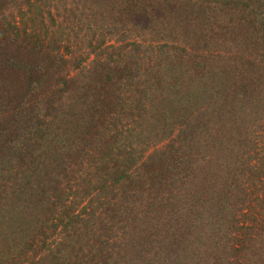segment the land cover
<instances>
[{
	"label": "trees",
	"instance_id": "obj_1",
	"mask_svg": "<svg viewBox=\"0 0 264 264\" xmlns=\"http://www.w3.org/2000/svg\"><path fill=\"white\" fill-rule=\"evenodd\" d=\"M10 1L0 0V19ZM59 1L60 22L73 30L71 44L81 38L85 53L68 44L71 53L62 52L66 27L48 30L36 9L38 27L33 17L21 26L0 21V264H182L178 254L191 258L195 249L175 250V241L152 252L150 228L166 208L183 206L197 215L202 203L209 209L203 215L217 222L240 199L237 178L226 161L210 158V149L213 138L231 130L232 112L242 109L237 117L246 127L263 105L264 75L247 68L262 67L257 56L264 62V22L255 36H245L241 26L264 21V0H218L226 5L220 19L231 9L243 13L232 25L241 28L243 45L251 38L247 53L254 58L210 52L208 3L191 8L180 1L171 9L170 0L161 11L170 14L152 22L156 0ZM242 1L253 9L242 10ZM143 17L146 39L125 41L128 52L108 54L120 46L106 37L137 36L123 27L128 18ZM224 88L236 97L214 102L212 91L223 96ZM210 112L220 129L215 135ZM244 140L238 158L247 155L242 179L248 176L249 185L263 162L250 163L255 156ZM201 231L204 242L211 241L200 243L199 255L184 264H246L232 237L220 241L219 230L207 223Z\"/></svg>",
	"mask_w": 264,
	"mask_h": 264
},
{
	"label": "rangeland",
	"instance_id": "obj_2",
	"mask_svg": "<svg viewBox=\"0 0 264 264\" xmlns=\"http://www.w3.org/2000/svg\"><path fill=\"white\" fill-rule=\"evenodd\" d=\"M39 1V0H38ZM41 1V6L36 7L34 0H30L31 4L33 5H28L26 0H15V1H10L4 7L2 8L4 10V17L0 19V21L6 22L7 18L10 21H13V23L21 26L22 25V19L26 20V24L29 25L32 21H29V18L32 19L34 18V21L37 23H34L36 27L41 25L42 23H39L40 19H36L35 16H37V11L41 12L43 14L44 18L46 19L44 21V24L48 30H51L55 28L56 26H65V34L66 37L62 40L60 43V49L62 52L65 54L71 53L65 51L66 48L64 45L68 44L74 49L73 51H76V49H80V52L85 53L86 49L84 48V43L81 40V38H76L74 39V43H72V34L74 33L71 28L66 26L65 24L62 25L60 21H62V4L60 3L59 0H40ZM45 3L43 4V2ZM157 5L151 7L153 13L150 15V19L152 22L155 21V17L161 13L165 16H167L170 13L166 12H161L168 2L170 0H156ZM180 1H189L190 2V7L193 8H199L200 6H203L204 4L208 3L209 10H208V16H209V22L211 23L212 30H211V35L209 37L210 40V52L212 54L216 55L219 54V58L221 56L226 57V53L229 51L234 52H240L243 53L244 55L254 58L252 54H248L247 52L250 51L247 48L251 47V50L253 47L251 45H247L251 38H249L246 45L242 44L241 40V28L237 27L235 25V28L233 29L232 23L234 21L235 24L237 21L243 17V13L241 14L240 11L238 10H233L231 9L229 13L227 14L226 18H219V10L224 9L226 7L221 5V2L218 0H171L169 3V8L173 9L176 7L175 3L180 2ZM245 3H247L245 1ZM249 4L252 3V1H248ZM60 4V5H59ZM37 5V4H36ZM146 7V6H145ZM245 7V8H244ZM194 8V9H195ZM253 9L252 7H247L244 5V2L242 1V10L247 11ZM189 10V9H188ZM188 10H185V13H187ZM243 12V11H242ZM11 15V16H10ZM148 17V16H147ZM231 18L232 20H229ZM128 18L126 20V24L123 29L131 31L132 34H135L137 36H130L126 37L124 40L123 34H116L114 33L113 37L111 35H108V39L106 37V42L109 43H117L119 44L118 47L120 48L117 49H111L110 47L106 49V52L108 54H113L117 53V51H121L120 53L123 54L125 53L124 51L130 50V47L124 45L125 41L132 40V39H138L139 41L146 39L147 37V32H145L142 29H146L147 27L144 25H140L141 21L144 20V17L141 19H137L135 21H130ZM226 23L227 25L225 27L222 26V22ZM231 21V22H230ZM260 21V22H259ZM256 22L252 26H241L244 29L245 36H255L256 34L253 33V29H257L261 26V22L263 23V18H258L256 19ZM142 23H145L142 21ZM151 23V22H150ZM216 25V26H215ZM223 27V28H222ZM113 33V32H112ZM118 36V38H116ZM243 36V35H242ZM129 38V39H128ZM118 39V40H117ZM85 40V39H84ZM69 41V43H68ZM241 41V42H240ZM76 42V43H75ZM116 45V44H115ZM259 46V45H258ZM116 47V48H118ZM77 50V51H78ZM262 50V49H261ZM116 51V52H114ZM197 51V50H196ZM107 54L104 56L106 57ZM93 57V53L90 54L89 58ZM88 63V61H86ZM121 64L124 63V59L120 60ZM256 62L260 63L261 66L263 67L264 62L261 63L259 60V56L256 57ZM127 63V62H126ZM120 64V65H121ZM261 67V68H262ZM261 68H247L249 71L255 73H261L264 75V72H261ZM222 70V69H221ZM224 74H227V71L223 69L222 71ZM221 73V75H224ZM218 75V74H217ZM250 75V74H249ZM253 75V76H254ZM227 76V75H226ZM262 79V78H261ZM220 91H223L225 95L223 96H218V93L216 91L213 92V97L216 96L214 99V102L217 100H224L227 99V102L231 103V99L236 97L237 93L233 92V88L231 90L229 89H221ZM261 99L260 103H263L262 107L259 108L257 106L256 110L252 112L250 117L246 119L245 121H248V125L244 124L246 127L242 126L241 120L237 117L239 114L244 115L242 109L240 110L237 108L234 112L231 114H234L233 117H230L229 115L228 118L230 117V120L228 121L229 126L231 130H223L224 135L219 136L217 138H213L214 145L211 143V149L210 153H212V160L214 161H219V159L222 161H226V166H228L230 171V177L237 178V181L235 182V186L238 187V193H240L237 197H240L236 202L233 201V203L229 204L226 209L222 210V212H226V217L221 218L220 220H217V222H214L215 219H212L213 221H209L205 215L209 211L207 205L205 203H202V207L198 208V214H190L188 213L187 209H184L183 206H180V209L176 210L175 206L172 208H166L168 212H165L164 214L162 213L158 219L157 223L154 227L150 228L153 229L152 231V237L150 239V247L152 249V252H158L159 249H162V246L165 244H174L175 241V250L176 247L179 246H184L185 251L187 253L190 252V248L194 251H192V257L186 256L182 251L178 254V262H181L182 264L187 262V257L189 259H194L198 255L199 248L197 249L198 245L200 243L202 244H208L211 239L209 238L208 240H203V233L205 234V231H201L204 226H213L219 230V239L225 240L232 237L234 240H231L230 243L233 242L235 245L241 246V251L245 252V257L246 259V264H255V263H260L262 260L264 261V84L263 88L261 89ZM211 92V93H212ZM253 92V90H252ZM209 99V97H208ZM199 103L203 102L201 100L198 101ZM222 102V101H221ZM223 102H226L225 100ZM217 103V102H216ZM232 103H237V102H232ZM205 105V103L203 104ZM199 104V106H203ZM250 106V107H249ZM251 103L247 105V109L250 110L251 108ZM235 108V107H234ZM233 108V109H234ZM232 109V110H233ZM211 114V119L213 122L210 123L209 125V131L212 132V135H215L216 133H220L218 125H213L214 122H217V116L216 114ZM198 134H195L197 136ZM192 137L190 139L191 142H194L196 137ZM246 139L251 146V150L253 151L250 153V155H254L255 157L251 159L250 163L255 165V166H260V159L262 160V170L256 176L254 179V182L252 184H248V181L250 178L248 176H244L242 179V173L247 170L246 168V157L247 155L243 156V159H239L238 157L241 156V154L244 152L245 147H242L243 142H245ZM166 140H164L165 142ZM163 143V142H162ZM159 144V145H162ZM164 144V143H163ZM218 147V148H217ZM244 148V149H243ZM240 149H243L240 151ZM209 158V159H210ZM249 163V164H250ZM234 176V177H233ZM166 183L164 182L163 187H168L166 189H169V187L172 184V181L169 180V178L165 179ZM254 185V186H253ZM242 192V193H241ZM163 200V199H162ZM164 201V200H163ZM176 202V201H175ZM237 222H236V219ZM235 220V223H234ZM199 224V227H198ZM176 228L175 229V226ZM240 227V228H239ZM211 229V228H209ZM200 230V233H196ZM207 230V229H206ZM243 240V242L239 243V240ZM205 239V236H204ZM215 242L218 240L215 238ZM238 241V242H237ZM243 243L244 246L241 244ZM195 247V248H194ZM158 250V251H157ZM177 252V251H176ZM186 256L185 259L183 256ZM176 258V255H174ZM242 260V259H240ZM262 261V262H263Z\"/></svg>",
	"mask_w": 264,
	"mask_h": 264
}]
</instances>
